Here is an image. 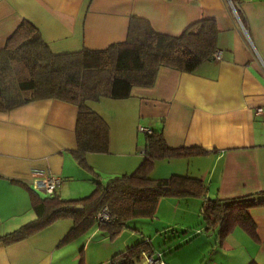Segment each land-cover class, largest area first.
Instances as JSON below:
<instances>
[{"label": "crops", "instance_id": "obj_1", "mask_svg": "<svg viewBox=\"0 0 264 264\" xmlns=\"http://www.w3.org/2000/svg\"><path fill=\"white\" fill-rule=\"evenodd\" d=\"M235 3L238 13L228 0H0V49L28 22L55 54L103 50L124 42L131 21L139 17L173 37L213 18L222 52L192 73L162 68L152 87H135L127 100L93 104L110 127L111 146L108 154H90L86 168L73 155L75 104L52 98L0 112V237L36 219L33 207L45 198L36 189L38 181L61 178L57 195L80 199L95 190V173L107 185L134 172L142 163L148 129L161 131L173 149L192 150L157 161L155 179L196 177L211 198L221 200L264 193V114H256L264 109V0ZM161 204L184 221L187 215L195 220L197 215V221L203 215L200 198L168 196ZM251 214L257 236L236 227L221 245L240 251L246 263L263 264L264 206ZM72 227L73 220L64 219L23 241L0 243V264H110L113 244L121 246L129 235L123 231L111 240L95 228L63 244Z\"/></svg>", "mask_w": 264, "mask_h": 264}, {"label": "trees", "instance_id": "obj_2", "mask_svg": "<svg viewBox=\"0 0 264 264\" xmlns=\"http://www.w3.org/2000/svg\"><path fill=\"white\" fill-rule=\"evenodd\" d=\"M218 37L219 28L213 18L194 23L181 36L173 37L159 34L147 20L135 17L124 42L103 50L84 48L80 52L55 54L39 30L23 22L0 49V112L52 98L75 104L77 144L73 155L79 166L89 167L90 154H108L111 146L110 127L92 105L104 99L127 100L135 87H152L162 68L196 71L204 62L221 55ZM191 152L171 148L161 131L149 129L144 160L133 173L113 178L105 185L94 172L95 190L90 195L80 199H63L57 194L43 198L33 207L36 219L0 237V243H17L57 221L72 219L73 227L63 244L95 228L102 230V237L111 240L127 231L129 235L124 244H113L110 264H150L151 258L164 261L163 255L154 249L153 235L145 234L141 224L156 218L161 200L168 196L200 198L206 232H216L220 242L236 227L257 236L258 228L251 211L264 206V193L221 200L211 198L208 187L199 178L175 175L155 179L152 176L157 161ZM79 206L83 212L77 210ZM100 214L108 219L99 217ZM251 261L250 264H260L255 259Z\"/></svg>", "mask_w": 264, "mask_h": 264}, {"label": "rangeland", "instance_id": "obj_3", "mask_svg": "<svg viewBox=\"0 0 264 264\" xmlns=\"http://www.w3.org/2000/svg\"><path fill=\"white\" fill-rule=\"evenodd\" d=\"M145 136L146 135L143 134V137ZM143 149L141 145V155H143ZM143 160L144 156L142 162ZM106 184H108V182ZM42 195L47 197L45 193H42ZM167 207L168 204H161L160 202L157 216L153 220L154 222L151 220H144L143 222L146 223L141 224V228L145 234L153 235L152 242L155 246L154 249L156 252L163 255L164 261H168V263H165L167 261H163L165 264H250L252 262L249 260L246 263L248 259L242 256L240 251L234 249L228 251L229 249L222 247L221 242L217 239L216 232H206V228L202 224V214L198 221L197 215L195 220V215L193 214L187 215L184 221L182 215L173 213L171 208ZM192 208H195L194 205H192ZM190 222L192 224L191 229L185 228V224ZM157 228H160V230ZM158 231L166 233V236L161 235ZM174 236L177 237L174 239ZM167 238L168 242L166 243ZM71 242H67L66 245L71 244ZM81 245L82 244L78 243L77 249H80ZM179 245L182 247L178 248ZM171 246L175 247L172 251H169L168 248ZM242 250L244 253L247 251V247H243ZM152 255H155V253H152ZM145 257L144 261L146 260ZM155 262L152 258L150 259V264H155Z\"/></svg>", "mask_w": 264, "mask_h": 264}, {"label": "built area", "instance_id": "obj_4", "mask_svg": "<svg viewBox=\"0 0 264 264\" xmlns=\"http://www.w3.org/2000/svg\"><path fill=\"white\" fill-rule=\"evenodd\" d=\"M228 1L230 2V5L233 7L235 12L238 13L235 0H228ZM256 114L257 115L264 114V109L263 108L257 109ZM145 131L148 132L149 129L145 130ZM61 184H62L61 178L51 176V177H48L47 179L38 181L36 184V189L39 191H43L47 196H53V195L57 194V192L59 191V189L61 187ZM99 217H102L104 219H108V216L101 215V214L99 215ZM153 261L154 262L156 261L155 264H165L162 261V259H158V260L153 259Z\"/></svg>", "mask_w": 264, "mask_h": 264}, {"label": "water", "instance_id": "obj_5", "mask_svg": "<svg viewBox=\"0 0 264 264\" xmlns=\"http://www.w3.org/2000/svg\"><path fill=\"white\" fill-rule=\"evenodd\" d=\"M77 210L80 211V212L84 211L83 207H81V206L77 207Z\"/></svg>", "mask_w": 264, "mask_h": 264}]
</instances>
